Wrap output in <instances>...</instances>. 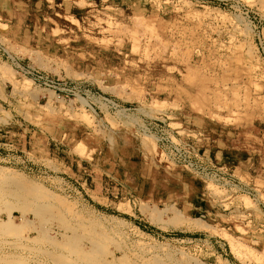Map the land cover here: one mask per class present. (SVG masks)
<instances>
[{
  "label": "rangeland",
  "instance_id": "rangeland-1",
  "mask_svg": "<svg viewBox=\"0 0 264 264\" xmlns=\"http://www.w3.org/2000/svg\"><path fill=\"white\" fill-rule=\"evenodd\" d=\"M263 4L0 0V264L73 243L85 264H264ZM152 123L256 196L176 165ZM168 208L186 229L150 221Z\"/></svg>",
  "mask_w": 264,
  "mask_h": 264
},
{
  "label": "built area",
  "instance_id": "built-area-1",
  "mask_svg": "<svg viewBox=\"0 0 264 264\" xmlns=\"http://www.w3.org/2000/svg\"><path fill=\"white\" fill-rule=\"evenodd\" d=\"M150 132L156 135L160 148L176 165L188 167L199 173H205L224 186L239 188L241 192L250 197L256 196L253 190L237 184L232 176H226L218 169L202 162L197 146L180 139L166 124L152 123Z\"/></svg>",
  "mask_w": 264,
  "mask_h": 264
},
{
  "label": "bare ground",
  "instance_id": "bare-ground-1",
  "mask_svg": "<svg viewBox=\"0 0 264 264\" xmlns=\"http://www.w3.org/2000/svg\"><path fill=\"white\" fill-rule=\"evenodd\" d=\"M36 1V0H35ZM17 2V1H16ZM25 3V2H24ZM55 4V3H54ZM254 5V4H253ZM264 5V4H263ZM109 10V9H108ZM168 40V39H167ZM168 69V68H167ZM183 70H184V68H183ZM187 71V70H186ZM188 72V74H187V76L185 77L186 78V80H187V82L189 83V84H194V83H199V82H201V81H203L202 83L204 84V83H207V80L206 79H203V80H201V77L200 78H198V77H195V76H193L192 75V73H191V71H187ZM184 77V76H183ZM184 81H185V79H184ZM186 83V82H185ZM208 84H209V82H208ZM196 85V84H195ZM202 85V84H201ZM199 86V85H198ZM208 86V85H207ZM201 88V87H200ZM208 88V87H207ZM208 90V89H207ZM212 90V89H211ZM214 90V89H213ZM216 92V91H215ZM215 94V93H214ZM216 95V94H215ZM220 97V96H219ZM220 99V98H219ZM233 103V102H232ZM235 103H238V102H235ZM239 104V103H238ZM238 104H236V107H237V105ZM240 104H241V102H240ZM248 105V104H247ZM240 106V105H239ZM248 106H246V108H247ZM239 108L240 107H238V110H239ZM235 111H236V109H234ZM245 110V109H244ZM240 111V110H239ZM246 111V110H245ZM158 112V111H157ZM9 113L8 112H6V115H8ZM157 114V113H156ZM249 115V114H248ZM160 119V118H159ZM232 126V125H231ZM264 145V144H263ZM56 169V168H55ZM2 170V169H1ZM5 170V169H4ZM7 170V169H6ZM1 172H5V171H1ZM1 172H0V176H2V177H5V173H2L1 174ZM9 172V171H8ZM9 174V173H8ZM6 178H7V176H6ZM2 179H4V178H2ZM17 180V179H16ZM16 182V181H15ZM13 184V183H12ZM21 184V183H20ZM22 184H23V181H22ZM8 185V184H7ZM10 185V184H9ZM11 186V185H10ZM5 188V187H4ZM18 190V189H17ZM15 193V192H14ZM46 194V193H45ZM23 195H25V194H23ZM47 195V194H46ZM8 196V195H7ZM14 196V195H13ZM30 196V195H29ZM58 196V195H57ZM41 197V196H40ZM35 198V197H34ZM60 198V197H59ZM17 199H19V198H17ZM39 199V198H38ZM37 199V200H38ZM264 199V198H263ZM58 200V199H57ZM1 201V200H0ZM7 201V200H6ZM5 202V201H4ZM31 202H33V201H31ZM30 203V202H29ZM18 204V203H17ZM59 205V204H58ZM12 206H13V204H12ZM45 206V205H44ZM4 207V206H3ZM14 207V206H13ZM16 207V206H15ZM66 207V206H65ZM70 206L68 205V208H69ZM37 208H38V204H37ZM3 209V208H2ZM5 209H6V207H5ZM9 209H10V207H9ZM20 209V208H19ZM47 209V208H46ZM142 209H144V208H142ZM147 209V208H146ZM34 210H36V209H34ZM64 210V209H63ZM148 210V209H147ZM146 210V211H147ZM7 211V210H6ZM43 208L41 209H37V211H36V213H38L37 214V216H40L41 217V213H43ZM55 211V210H54ZM145 211V212H146ZM19 212H22L23 214H25V210L24 209H20V211ZM70 212V211H69ZM76 212V211H75ZM144 212V211H143ZM150 212V211H149ZM165 212V211H164ZM48 213V212H47ZM60 213V212H59ZM67 213V212H66ZM74 213V212H73ZM167 213H171V215H172V217H170L171 218V220H169L168 221V223H165L164 225H165V229H168V228H170V227H173V228H175V229H186V228H184V224H186V218H185V216L183 215V214H181L179 211H176V210H170V208H168L167 210H166V212L165 213H163V212H158V211H153L151 214H148V216H149V218H150V221L151 222H153L155 225H161L162 224V222H163V217H165V215H167ZM75 214V213H74ZM27 215V214H26ZM7 216H8V221L7 222H4V223H2V224H4V229H5V227L7 228H9V226H10V223L12 222V219H13V215H12V211L11 210H9V212L7 213ZM25 216V215H24ZM26 217V216H25ZM39 217V218H40ZM76 218V217H75ZM24 219V218H23ZM25 220V219H24ZM23 220V221H24ZM27 220V219H26ZM190 221V224H193V227H205V224H203L202 222H200V221H198V220H193V219H187V221ZM61 221V220H60ZM86 221V220H85ZM202 221V220H201ZM14 222V221H13ZM27 222V221H26ZM39 223V222H38ZM37 223V224H38ZM75 223V222H74ZM1 224V223H0ZM1 224V225H2ZM0 225V226H1ZM90 225V224H89ZM88 226V225H87ZM13 227V226H12ZM34 227V226H33ZM2 228V227H1ZM99 228V227H98ZM14 229V228H13ZM82 229V228H81ZM103 229V228H102ZM210 229V228H209ZM5 230H8V229H5ZM17 230V229H16ZM15 230V231H16ZM61 230V229H60ZM76 230V229H75ZM105 230V229H104ZM12 231H14V230H12ZM40 231V230H39ZM19 233V232H18ZM24 233V232H23ZM38 233V232H37ZM86 233H87V231H86ZM90 233V232H89ZM40 234H42V233H40ZM77 235V234H76ZM87 236V235H86ZM25 237V236H24ZM42 237V236H41ZM114 238V237H113ZM79 239V238H78ZM104 239V238H103ZM36 241V240H35ZM49 241V240H48ZM78 241V240H77ZM107 241V240H106ZM111 241V240H110ZM11 242V241H10ZM22 243V242H21ZM38 243V242H37ZM42 243V242H41ZM44 243V242H43ZM78 243V242H77ZM57 244V243H56ZM59 244V243H58ZM71 244V243H70ZM53 245H54V242H53ZM62 245V244H61ZM233 245V244H232ZM49 246V245H48ZM55 246V245H54ZM56 246H60V245H56ZM55 246V247H56ZM63 246V245H62ZM70 246V251H69V253L71 252L72 254H75L74 256H76V257H74V259H71L72 257H65L64 255H60L59 257H56V259L54 260V261H58L60 264H85L84 262H85V260H88V261H90L91 259H92V257H91V255H89L91 252V250L89 251L90 253L89 254H87L85 251H84V249L82 250V248L80 247V246H78L77 244L76 245H74V243L72 244V245H69ZM134 246V245H133ZM129 247V246H128ZM136 247V246H135ZM139 247V246H138ZM233 247H235V246H233ZM246 247V246H245ZM14 248V247H13ZM60 248V247H59ZM62 248V247H61ZM67 248V247H66ZM101 248V247H100ZM103 248V247H102ZM243 248V247H242ZM241 248V249H242ZM11 249V248H10ZM16 249V248H15ZM48 249V248H47ZM68 249V248H67ZM104 249V248H103ZM137 249V248H136ZM249 249V248H248ZM250 249H252V248H250ZM35 250V249H34ZM56 250V249H55ZM99 250V249H98ZM97 250V251H98ZM235 250L237 251V249L235 248ZM234 249H233V251H235ZM254 250V249H253ZM54 251V250H53ZM59 251V250H58ZM96 251V252H97ZM124 251V250H123ZM247 251V250H246ZM94 252V251H93ZM95 252V253H96ZM145 252V251H144ZM63 253V252H62ZM123 253V252H122ZM134 253V252H133ZM251 253V252H250ZM20 254V253H19ZM50 254H51V252H50ZM98 254V253H97ZM97 254H95L96 256H97ZM147 254V253H146ZM252 254H253V252H252ZM46 255V254H45ZM52 255V254H51ZM55 255V254H54ZM92 255H93V253H92ZM154 255V254H153ZM117 254L115 253L114 255H113V258L115 259V260H118V258H117ZM20 257V256H19ZM49 257V256H48ZM53 259V258H52ZM102 259V258H101ZM151 260V259H150ZM174 260V259H173ZM186 260V259H185ZM216 260V259H215ZM243 260V259H242ZM2 261H4V259L2 260ZM9 261V260H8ZM14 261H16V260H14ZM6 262H7V260H6ZM21 262V261H20ZM57 262V263H58ZM197 262V261H196ZM242 262V261H241ZM9 263V262H8ZM10 263H12V262H10ZM16 263V262H15ZM18 263V262H17ZM38 263V262H37ZM58 263V264H59ZM94 263V262H93ZM92 263V264H93ZM107 263V262H106ZM147 263V262H146ZM150 263V262H149ZM96 264V263H95ZM143 264V263H142ZM201 264H205V263H201ZM219 264H227V263H225L224 261H220V263Z\"/></svg>",
  "mask_w": 264,
  "mask_h": 264
},
{
  "label": "crops",
  "instance_id": "crops-1",
  "mask_svg": "<svg viewBox=\"0 0 264 264\" xmlns=\"http://www.w3.org/2000/svg\"><path fill=\"white\" fill-rule=\"evenodd\" d=\"M207 146H208V145H207ZM210 151H211V150H209V149H208V150H205V155L211 157V156H210V155H211V154H210ZM218 154H219L218 156L220 157L221 161H224L223 158H222V156L224 155V153L219 152ZM128 175H129V174H128ZM229 175H230V174H229ZM117 193L119 194V190H117Z\"/></svg>",
  "mask_w": 264,
  "mask_h": 264
}]
</instances>
